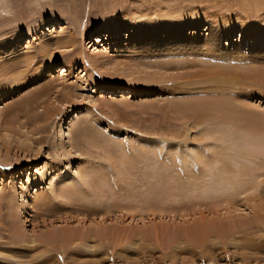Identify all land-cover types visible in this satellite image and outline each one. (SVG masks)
Listing matches in <instances>:
<instances>
[{"label":"rangeland","instance_id":"obj_1","mask_svg":"<svg viewBox=\"0 0 264 264\" xmlns=\"http://www.w3.org/2000/svg\"><path fill=\"white\" fill-rule=\"evenodd\" d=\"M242 21L260 39L245 63L138 47L141 32H221L229 53ZM17 40L0 53V264H264V85L208 84L264 70V0H0V50ZM109 64L169 81L127 86Z\"/></svg>","mask_w":264,"mask_h":264},{"label":"bare ground","instance_id":"obj_2","mask_svg":"<svg viewBox=\"0 0 264 264\" xmlns=\"http://www.w3.org/2000/svg\"><path fill=\"white\" fill-rule=\"evenodd\" d=\"M212 20H210V19H206V23H207V21H208V23H207V29H206V32H208L209 31V27L210 26H212L213 24L215 25V22H214V19L213 18H211ZM110 21V20H109ZM238 22V21H237ZM246 22L247 21H242V23L244 24L243 26H245L244 28H243V30L245 31V33H243V35L242 36H240V38H239V40H235L234 38H233V34L234 33H232L231 31L230 32H228V41H227V45H230V46H232L231 47V49L228 51L229 53H226V51H227V46H225V45H221V40H222V35L223 34H220L221 32H218V34L217 33H208L206 36H204V34L203 35H200L199 33H195V34H193L192 36H188V37H186V36H182V35H180L179 33H176L175 31H172V32H170L169 34H160V33H155L153 36H151V37H146V34L145 33H143V32H141V33H138V36H140L139 37V41H140V45H138V47H140V46H144V44H145V42L146 43H149V42H157L158 40L159 41H162V42H168V41H170V48H175L176 46H181L180 48H184V47H186V49L188 48V51H193L192 49H193V47L194 48H205L206 50L208 49V50H210V51H212L213 53L215 52V53H219V55H220V53L224 56V57H226L225 55H227L228 54V56H229V54H235V53H237L236 54V57L233 59L235 62H237V61H239V62H241V63H245V60H249L247 57V55H245V52L246 51H242V50H244V47H246V46H248V45H252V42L254 41H256V43H259V40L260 39H256V35H257V31L255 30H253V31H251V30H249L250 28H252V27H255V26H252V25H250L249 23H247L246 24ZM50 23H52V24H54L55 25V23H53V21L52 22H49V28L51 29V26H54V25H52V24H50ZM111 23V22H110ZM109 24V23H108ZM217 25V24H216ZM215 25V26H216ZM41 26V25H40ZM109 26V25H108ZM220 27H222V28H228L229 26H231V23H227L226 21L225 22H221V24L219 25ZM158 27V26H157ZM258 27V26H257ZM256 27V28H257ZM42 28V27H41ZM43 28H44V30L42 31V32H40L41 33V35H42V37H39V39L40 40H42V43H44L43 41H45V43L47 42V40H48V36H50V34H48L47 33V31H49L50 29H47V27L46 26H43ZM219 29V28H218ZM103 30V28H97L96 30H95V34H98L99 35V33H101V31ZM242 30V29H241ZM109 31V30H108ZM110 32V31H109ZM163 35V36H162ZM64 36V35H63ZM94 35H91L90 34V38L91 37H93ZM64 39L66 38V37H63ZM62 38V39H63ZM49 39H50V37H49ZM56 39V38H55ZM68 39H69V37H68ZM94 38H91V40H93ZM224 39V38H223ZM142 40V41H141ZM181 40H185L184 42L183 41H181ZM18 40L17 41H12V42H4L3 43V47H2V49L0 50V53H1V56L2 55H4L5 53H7V52H9L10 54H16L17 52H18V50H20V47L18 46ZM54 42V41H53ZM162 42H161V44H162ZM225 42V41H224ZM44 43V44H45ZM137 43V42H136ZM230 43V44H229ZM43 44V45H44ZM262 44V43H261ZM20 45V44H19ZM123 45V44H122ZM128 45H130V44H128ZM137 45V44H136ZM135 45V46H136ZM116 46V45H115ZM19 47V48H18ZM119 46H117L116 48H118ZM127 48H128V46H126ZM130 48V47H129ZM166 49V48H165ZM173 50V49H172ZM197 49H195V51H196ZM246 50V49H245ZM169 51H170V49H169ZM187 51V52H188ZM147 52V51H146ZM186 52V53H187ZM207 52V51H206ZM151 53V52H150ZM180 53V52H179ZM192 53H195V52H192ZM212 53V54H213ZM214 53V54H215ZM254 53V52H253ZM256 53H257V51H256ZM255 53V54H256ZM103 54L104 53H102V52H100V51H97V52H95V53H93V55H92V57H93V61H94V63H97V64H99V62L101 63L102 62V56H103ZM107 54V53H106ZM105 54V55H106ZM176 54V53H175ZM188 54V53H187ZM190 54V53H189ZM188 54V56H190ZM205 54H207V53H205ZM204 54V55H205ZM258 54V53H257ZM260 54V56L262 57V56H264V49H262L261 50V52L259 53ZM258 54V55H259ZM9 55V54H8ZM7 55V56H8ZM104 55V56H105ZM249 55V54H248ZM212 56V55H211ZM87 57V56H86ZM85 57V58H86ZM107 57V56H106ZM207 57V56H206ZM209 58H210V56H208ZM246 57V58H245ZM251 57H252V54H251ZM250 57V58H251ZM3 58V57H2ZM213 58V57H212ZM232 58V57H231ZM109 59V58H108ZM111 60V59H110ZM213 60H214V58H213ZM216 60V59H215ZM252 60V59H251ZM250 60V61H251ZM218 61V60H217ZM229 62H231L230 60H228V63ZM87 63V62H86ZM90 63V62H89ZM2 65V64H1ZM91 65H92V63H91ZM112 64H109V65H107V66H109V68H107V69H109V70H107L108 72H105V73H107V76L110 78V79H114V82H117V81H127L128 83H127V86L128 85H133V86H135V85H137V84H142L143 86H152L153 88L155 87L156 89L158 88V87H160L161 85H163V83H161V81H169L168 79H166L164 76L162 77V76H158L159 74H158V72L157 71H153L152 72V74L151 75H143V77H142V79H133L134 78V74H137V75H139L140 73H138V72H136L135 71V68L133 69V71L131 70H129V69H125L124 71L122 70V69H115V68H113L112 66H111ZM250 66L249 67H251V64H249ZM253 65V64H252ZM255 65H257V64H255ZM116 66H118V65H116ZM116 66H114V67H116ZM88 67V66H87ZM97 67V66H96ZM64 68H66V67H64ZM123 68H125V67H123ZM127 68V67H126ZM129 68V67H128ZM138 68H139V66H138ZM264 68V67H263ZM131 69V68H130ZM221 70H220V72H221V74L222 75H224L225 76V78H224V80H217V79H219V78H217V79H211V80H208L209 82H208V84H211L210 86H214V88H210L209 90H211V91H219V92H221L222 90H224L223 88H226L227 86H232V85H239V81H237L236 80V77L235 76H237V77H240L241 79L242 78H245V79H247V80H251V82H258L259 83V85H264V70H259V67H254L249 73H251L252 72V75H250L249 73H246V72H248L249 70H247V71H243V72H241L240 73V75L238 74H235V73H233L232 71L230 72L229 70H228V68H220ZM45 70V69H44ZM44 70L43 71H41V76L43 75V72H44ZM142 70H144V68L142 69ZM67 71V70H66ZM106 71V70H105ZM110 71H112V72H110ZM46 72V71H45ZM151 72V71H150ZM149 72V73H150ZM215 72H218L217 70L215 71ZM214 72V73H215ZM103 73V72H102ZM161 73V72H160ZM142 74V73H141ZM141 74H140V76H141ZM143 74H145V72L143 73ZM211 74V73H210ZM216 74V73H215ZM215 74H213V75H215ZM219 73H217L216 75H218ZM243 74V75H242ZM154 75V76H153ZM163 75V74H162ZM216 75L214 76V77H216ZM245 75H247V76H245ZM40 76V77H41ZM243 76V77H242ZM245 76V77H244ZM106 77V76H105ZM172 77V76H171ZM177 77V76H176ZM206 77V76H205ZM218 77V76H217ZM138 78H140V77H138ZM222 78V77H221ZM133 79V80H132ZM178 79V78H177ZM177 79H173V80H177ZM171 80V79H170ZM246 80V81H247ZM129 81H133L134 83H129ZM206 81H207V78H206ZM110 82V81H109ZM173 82V81H172ZM113 84V85H112ZM168 84H170V85H172V83L170 82V83H168ZM17 85V84H16ZM98 85V84H97ZM96 85V86H97ZM102 87V86H104V84H99V87ZM110 86H115V84L114 83H112V82H110ZM147 87V88H148ZM166 87V86H165ZM164 87V88H165ZM117 88H115L114 87V89H113V91H115ZM119 89V88H118ZM121 89H122V91H126L127 89H128V87H121ZM166 89V88H165ZM203 89V88H202ZM136 90V92L137 93H139V92H141L140 90H138V89H135ZM204 90V89H203ZM208 90V91H209ZM144 91H149V92H151L152 91V89H145ZM143 91V92H144ZM131 92V91H130ZM203 101V100H202ZM201 102V101H200ZM206 102H208V104H209V107H214V106H218V105H221L222 103H223V101H221L220 99H217V98H211L210 99V101H208V100H206ZM210 103H212V104H210ZM211 105V106H210ZM205 108H208V107H205ZM208 112V111H207ZM67 113V112H66ZM66 117H67V115L66 114H64V115H62V117H61V119H59V123H58V125H57V127L56 128H58V130L60 131L61 130V127H62V125H63V122L66 120ZM260 120V119H259ZM258 119H256V121H259ZM200 161V160H199ZM254 178V177H253ZM52 180V179H51ZM230 180V179H229ZM233 181V180H232ZM50 183H52L51 181H50ZM233 183V182H232ZM242 183V182H241ZM230 184V183H229ZM245 186V185H244ZM235 188H237L236 186H235ZM242 188H243V186H242ZM242 188H240V189H242ZM245 188V187H244ZM246 189V188H245ZM245 189H243V191L245 190ZM242 191V190H241ZM232 192H234V191H232ZM245 192V191H244ZM237 194V193H236ZM228 195V194H227ZM236 196H238V195H236ZM235 196V197H236ZM251 196V195H250ZM26 197V196H25ZM25 197L23 198V199H25ZM221 198V197H220ZM233 198V197H232ZM255 198V197H254ZM229 200V199H228ZM231 200V199H230ZM233 200V199H232ZM252 201H255V200H253L252 198H245V204H247L249 207H250V209H251V211L252 212H254L256 209H255V207H254V204H253V206L251 207L250 206V204H252L251 202ZM230 202H233V201H230ZM230 207V206H229ZM228 212H229V210L227 209V211L224 213V214H228ZM183 218V217H182ZM261 220V219H260ZM256 221V220H255ZM262 222V221H261ZM264 223V222H263ZM225 224V223H224ZM204 226V225H203ZM201 228H204V227H200V229ZM238 228V227H237ZM230 233V232H229ZM233 235V234H232ZM46 238V237H45ZM50 239V238H49ZM61 239H63V237L61 236ZM229 242L232 244V242H233V239L231 238L230 240H229ZM31 243H34V241H31ZM132 245V244H131ZM62 249V248H61Z\"/></svg>","mask_w":264,"mask_h":264}]
</instances>
